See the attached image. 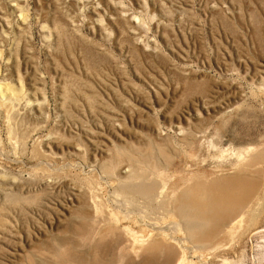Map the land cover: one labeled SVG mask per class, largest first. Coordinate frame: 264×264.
<instances>
[{
	"label": "rangeland",
	"instance_id": "1",
	"mask_svg": "<svg viewBox=\"0 0 264 264\" xmlns=\"http://www.w3.org/2000/svg\"><path fill=\"white\" fill-rule=\"evenodd\" d=\"M0 264H264V0H0Z\"/></svg>",
	"mask_w": 264,
	"mask_h": 264
},
{
	"label": "bare ground",
	"instance_id": "2",
	"mask_svg": "<svg viewBox=\"0 0 264 264\" xmlns=\"http://www.w3.org/2000/svg\"><path fill=\"white\" fill-rule=\"evenodd\" d=\"M148 194V193H147ZM135 195V194H134ZM144 197V196H143Z\"/></svg>",
	"mask_w": 264,
	"mask_h": 264
}]
</instances>
